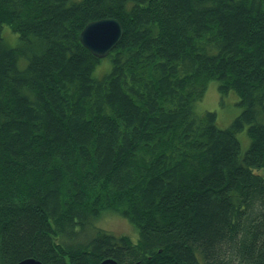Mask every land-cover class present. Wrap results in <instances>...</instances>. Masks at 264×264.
Instances as JSON below:
<instances>
[{
	"label": "trees",
	"instance_id": "16d2710c",
	"mask_svg": "<svg viewBox=\"0 0 264 264\" xmlns=\"http://www.w3.org/2000/svg\"><path fill=\"white\" fill-rule=\"evenodd\" d=\"M27 259L264 264V0H0V264Z\"/></svg>",
	"mask_w": 264,
	"mask_h": 264
},
{
	"label": "rangeland",
	"instance_id": "374dc122",
	"mask_svg": "<svg viewBox=\"0 0 264 264\" xmlns=\"http://www.w3.org/2000/svg\"><path fill=\"white\" fill-rule=\"evenodd\" d=\"M7 30H9V29H7ZM8 38L11 40V37L7 36V39ZM7 42L11 43L8 40H7ZM108 64H109V67H107L106 64H103L102 67L98 66L96 69L95 75L100 77L98 75V72L101 74L103 72H106V71L109 72L110 68H111V64L109 62H108ZM215 86H216V84L214 83V86L212 85L210 87L206 97L197 104L196 109L199 113H203L205 111H216L218 113V124H219V126L225 128V127H228L230 125L232 120L239 114V111H241V110L239 107H237L238 111L236 112V110H234L236 108L235 107L233 108V107H231V105H228V102H226V104L221 102V100L218 99L219 94H218ZM245 138H246V136L244 134H240V139H241L244 151L247 149V147L249 145L248 138H247V143L246 144L244 143ZM96 226H98V227H100V228H102L108 232H111L115 235H117V234L127 235L130 238H132L134 240V242H137L138 238H139L138 231L135 229V227L133 228L131 226V224H129L127 221H125L124 219L117 217V216L106 214L104 217H102L98 221ZM27 260H29V259H27ZM23 261H26V260H23ZM23 261H21V262H23ZM21 262H19V263H21Z\"/></svg>",
	"mask_w": 264,
	"mask_h": 264
},
{
	"label": "water",
	"instance_id": "95a60500",
	"mask_svg": "<svg viewBox=\"0 0 264 264\" xmlns=\"http://www.w3.org/2000/svg\"><path fill=\"white\" fill-rule=\"evenodd\" d=\"M124 35V29L119 20L106 18L88 24L81 32V41L94 55L99 58L108 56L117 47ZM117 264L108 260L102 264ZM19 264H42L39 261L29 259Z\"/></svg>",
	"mask_w": 264,
	"mask_h": 264
},
{
	"label": "bare ground",
	"instance_id": "6f19581e",
	"mask_svg": "<svg viewBox=\"0 0 264 264\" xmlns=\"http://www.w3.org/2000/svg\"><path fill=\"white\" fill-rule=\"evenodd\" d=\"M102 263H103V262H102ZM102 263H101V264H102Z\"/></svg>",
	"mask_w": 264,
	"mask_h": 264
}]
</instances>
